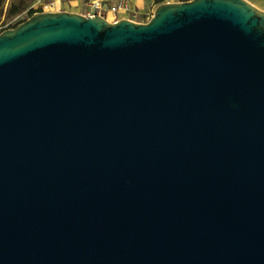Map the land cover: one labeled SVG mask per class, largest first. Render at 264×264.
<instances>
[{"label":"water","instance_id":"obj_1","mask_svg":"<svg viewBox=\"0 0 264 264\" xmlns=\"http://www.w3.org/2000/svg\"><path fill=\"white\" fill-rule=\"evenodd\" d=\"M0 264H264V11L2 32Z\"/></svg>","mask_w":264,"mask_h":264},{"label":"crops","instance_id":"obj_2","mask_svg":"<svg viewBox=\"0 0 264 264\" xmlns=\"http://www.w3.org/2000/svg\"><path fill=\"white\" fill-rule=\"evenodd\" d=\"M56 3L55 7L60 6L61 9L51 10L49 12H71V13H79L82 15H86L88 10V5L94 0H51ZM110 3H115L118 0H102ZM158 0H130V6L133 10V17H139L140 20L132 19V15L129 14H121L119 20L129 19L138 23H147L152 18L156 8L158 7ZM251 4H253L258 9L264 11V0H247ZM113 17L109 15L107 18L108 21L114 22V19H110Z\"/></svg>","mask_w":264,"mask_h":264},{"label":"rangeland","instance_id":"obj_3","mask_svg":"<svg viewBox=\"0 0 264 264\" xmlns=\"http://www.w3.org/2000/svg\"><path fill=\"white\" fill-rule=\"evenodd\" d=\"M47 2H54V1H51V0H5L4 14L2 16L1 23H0V34L8 29L16 28L17 26H19L20 24L28 20L30 17L33 16L31 14H34V13H31L33 9H37L42 4L47 3ZM180 2L182 1L181 0H162L160 3H158V6L164 3H180ZM55 5L52 10L61 9L60 6L55 7ZM13 9H17L19 10V12L14 15H8ZM131 18L140 20L139 17L137 18V17L132 16ZM110 19H114V17H110Z\"/></svg>","mask_w":264,"mask_h":264},{"label":"built area","instance_id":"obj_4","mask_svg":"<svg viewBox=\"0 0 264 264\" xmlns=\"http://www.w3.org/2000/svg\"><path fill=\"white\" fill-rule=\"evenodd\" d=\"M55 2H47L42 4L39 8L33 9V13L48 12L54 8ZM134 15L130 6V0H118L115 3H110L102 0H94L88 5L86 16L94 17L101 16L108 18L109 15L114 17V22L119 21L121 14ZM33 14V15H34Z\"/></svg>","mask_w":264,"mask_h":264},{"label":"trees","instance_id":"obj_5","mask_svg":"<svg viewBox=\"0 0 264 264\" xmlns=\"http://www.w3.org/2000/svg\"><path fill=\"white\" fill-rule=\"evenodd\" d=\"M162 0H158V3H160ZM182 2H187V1H191V0H181ZM4 3H5V0H0V23H1V19H2V16L4 14ZM19 12V10L17 9H13L8 15H14V14H17ZM33 13V12H31ZM33 15V14H31Z\"/></svg>","mask_w":264,"mask_h":264}]
</instances>
